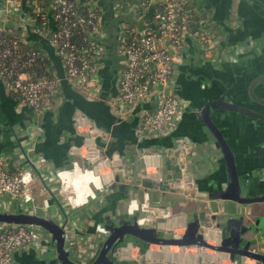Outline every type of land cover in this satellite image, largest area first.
<instances>
[{"label": "crops", "instance_id": "obj_1", "mask_svg": "<svg viewBox=\"0 0 264 264\" xmlns=\"http://www.w3.org/2000/svg\"><path fill=\"white\" fill-rule=\"evenodd\" d=\"M191 4L197 12L191 9L196 22L207 32L215 35L217 42L211 48L197 41H190L180 53L181 62L175 70L174 89L182 98L184 107L176 127L168 134L144 137L137 133L138 113L141 109L151 106L153 101L138 105L132 116L129 115L124 119L112 113L109 101L118 95L117 72L123 66L116 53L103 59L104 67L100 71V98L88 99L63 80L59 91L61 103L46 110L41 117H35L29 108L19 109L16 95L0 81V154L9 155L10 166L15 167L16 161L18 162L14 153L15 146L24 143L25 151L28 152L31 137L35 134L39 135L38 140L33 143L34 150L29 151V154L33 156L38 153L43 154L48 165L41 170V178L36 179L33 185V192L37 196L36 204H28L26 208L31 211L32 207L36 206L35 212L45 214L58 223H67L68 230L81 234L79 248L90 250L94 247L93 234L96 225L104 223L111 216L117 220L122 215H126L129 200L134 197L141 199L145 190L132 191L129 195H125L119 190L106 187L107 191L100 197L102 201L99 200L100 198L90 199L74 209L63 205L54 197L57 183L55 172L70 165L72 160L69 154L70 146L82 143L83 137L77 133L75 127L77 109L84 111L105 131V138L98 140V145L104 149L105 154L111 156L116 153L123 159L125 173L116 171L114 181L115 177L119 176L121 182L140 184L148 175L157 179L158 173L161 172L163 175L168 172L172 176L173 171L169 170L165 162L168 151L173 163L175 162L173 157L176 153L172 148L177 139H185L190 144L196 145L195 157L198 164L194 173L202 192L210 191L215 184L229 179L223 154L202 121L200 111L207 103L216 101L223 95L239 105L252 109L257 107L251 100L249 86L256 78L264 75V0H191ZM29 11L28 5H23L21 16L26 17ZM103 18V30L107 33L105 14ZM12 24H15L16 30L27 28V39L47 50L40 41L42 36L33 29L32 22L23 23L15 20ZM49 56L50 64L63 76L64 71L58 56L55 52L49 53ZM255 88L256 96L264 97V80ZM216 123L231 145L241 178L244 183H248L244 196H261L264 194V121L231 112ZM82 161L85 164L89 163ZM21 164L25 166L24 163ZM101 172L107 178L110 169L103 167ZM79 177L81 174L76 173L70 177V180L76 182ZM150 197L153 203L159 202L172 213L170 217L155 219L154 223L158 229L173 230L176 233L185 230L189 219H194L203 212L209 216L212 212L235 208L245 214L243 220L245 226L256 228L254 225L259 221L261 231L257 234L247 231L243 236L253 240L252 249L264 253V202L242 205L230 200H219L209 205L205 201L187 197L182 191L169 192L166 196L156 191L150 193ZM3 200L10 211H17L12 199L5 196ZM219 233L220 230L218 235ZM42 236L36 247L15 253L19 264H49L54 259L56 248L52 235L42 229ZM218 240L220 237L211 239L210 242L217 244ZM135 248L139 252L141 247ZM135 248L120 249L119 258L129 264H137L141 255L136 253ZM157 250L151 246L149 260L161 259L175 264L201 262L258 264L252 258L232 261L225 253L221 254V261L209 260L208 255L204 258L200 254L187 253L183 254L184 261L181 262L178 257L172 260L159 257L163 252L173 256L181 255L179 252ZM71 254L72 259L77 262L87 264L92 261V258L81 261L72 251Z\"/></svg>", "mask_w": 264, "mask_h": 264}, {"label": "built area", "instance_id": "obj_2", "mask_svg": "<svg viewBox=\"0 0 264 264\" xmlns=\"http://www.w3.org/2000/svg\"><path fill=\"white\" fill-rule=\"evenodd\" d=\"M25 4L30 10L26 17L21 16ZM113 7L115 15L132 12L142 23L122 21L120 24L116 54L123 57V66L117 72L118 95L109 101L111 111L124 119L138 105L153 101L138 113L137 133L144 137L168 134L176 127L184 107L174 89L180 53L190 41L212 48L217 42L215 35L196 22L188 0H135L127 11H124L125 0H118ZM103 16L99 0L95 4L92 0H0V81L16 95L19 109L29 108L35 117H41L61 103L59 91L63 80L88 99L100 98V71L106 53L100 41L107 38ZM15 20L32 22L35 32L48 40L61 61L63 76L50 64L49 52L27 39V28L16 30L12 24ZM125 22L128 26L123 28ZM75 127L83 137L82 143L70 146L72 168L55 172L60 185L58 192L54 191V195H60L57 197L60 203L73 209L90 199H99L114 182L116 171L125 173L123 159L116 153L105 154L98 145V140L105 138V131L81 109L76 110ZM38 138V134L31 137L28 152L24 143L15 146L18 160L15 167L10 166L9 155L0 154V210L10 211L5 206V196L15 202L17 211L25 209L27 204H36L33 185L48 165L43 154H29ZM103 167L110 169L107 178L101 172ZM88 172L96 180L89 183V192L84 194L71 183L70 177ZM161 179L158 173L154 180ZM35 207L31 211L35 212ZM126 210L130 215L140 213L142 225H153L155 219L172 214L159 202L153 203L148 192L141 199L131 198ZM108 235L109 230L98 223L93 234L94 247L84 250L79 248L81 234L66 227V245L81 261L93 260L99 251L98 244ZM42 237V228L35 225L0 222V264H19L15 253L36 247Z\"/></svg>", "mask_w": 264, "mask_h": 264}, {"label": "water", "instance_id": "obj_3", "mask_svg": "<svg viewBox=\"0 0 264 264\" xmlns=\"http://www.w3.org/2000/svg\"><path fill=\"white\" fill-rule=\"evenodd\" d=\"M118 0H99V5L103 7L105 14V26L107 38L100 41L106 47L105 57L116 53V43L120 22L132 21L135 24H141L134 18V13L130 12L123 15H115L114 3ZM40 41L47 48L50 54L54 53L53 47L48 40L40 37ZM121 60L123 57L118 55ZM264 80V75L256 78L249 86V92L254 94V88ZM257 100V99H256ZM260 100V99H258ZM264 103V100H260ZM241 112L257 119L264 120V113L256 111L231 102L223 95L220 99L207 103L200 111L201 119L207 126L209 132L214 137L223 154L229 179L215 184L210 191L202 192L199 183L195 177L194 170L198 164L196 160V145L190 144L185 139H177L174 142L175 162L173 163L170 152L166 157V165L171 172L161 173L162 179L155 181L151 177H144L140 184L121 182L119 176L109 185L113 190H119L125 195L130 192L145 190L149 194L152 192H162L166 196L170 193L183 192L189 198L205 201L213 204L219 200H230L235 203L247 205L254 202H264V196L246 197L244 190H247L248 183H244L237 172V163L234 152L226 139L221 128L216 121L227 116V113ZM132 116V113L130 114ZM130 116V117H131ZM67 168H72L68 165ZM160 171V169H159ZM175 171V173H174ZM167 174L169 176H167ZM243 186H246L245 188ZM137 214V213H136ZM126 214L132 218H118L115 220L112 216L107 218L103 225L109 230L108 237L99 245V251L95 258L87 264H129L127 261L119 258L120 249L127 248L130 245L140 248V261L137 264H175L174 262L162 260H149L148 252L152 245L161 246H179L181 248L188 246H197L199 248H209L219 254H228L232 261L243 258L255 259L258 264H264V253L252 249L253 240L243 236L247 231L257 234L261 231L259 221L254 225L256 228L247 227L243 224L245 214L237 211L235 208L227 211L212 212L207 216L205 213L196 215L194 219H189L185 226L183 234L174 232L167 235L164 231L158 229L157 225H147L139 223V215ZM0 222L8 224H26L35 225L48 231L52 235L55 243L56 256L49 264H84L72 259L71 251L66 245V227L67 223H58L55 219L34 211L20 209L18 211L0 210ZM245 228V229H244ZM260 228V230H259ZM220 233L218 235V230ZM215 232V239L220 237L217 244L209 241L208 233ZM144 249V251H143ZM142 250V251H141ZM200 264H218L214 262H201Z\"/></svg>", "mask_w": 264, "mask_h": 264}, {"label": "rangeland", "instance_id": "obj_4", "mask_svg": "<svg viewBox=\"0 0 264 264\" xmlns=\"http://www.w3.org/2000/svg\"><path fill=\"white\" fill-rule=\"evenodd\" d=\"M134 1L135 0H125V9H124V11H127V9L130 7V5H132V4H134ZM95 2H96V0H92V4H95ZM188 7L189 8H191L195 13H197L196 11H195V8H194V6L191 4V0L189 1V3H188ZM197 18V17H196ZM128 23H123V28L124 27H126V26H128L127 25ZM84 95V94H83ZM85 96V95H84ZM86 97V96H85ZM155 97V96H154ZM153 97V98H154ZM58 185H60V183L58 182V183H56L55 184V188H56V191L58 192V188H59V186ZM54 197L57 199V197H60V195L59 194H57V195H54ZM29 205L27 204V207H28ZM137 215H140V213H137L136 214V216ZM132 218L131 216H126L125 214L123 215V218ZM153 224H155V223H153ZM156 225V224H155ZM161 230V229H160ZM161 231H164L167 235H171V234H174V231L173 230H161ZM184 231L185 230H180V231H178L177 233H179V234H183L184 233ZM210 241V240H209ZM152 247H153V249H158V250H165V251H169V252H181L182 253V255L184 254H187V253H191V254H202V253H200V251H202V252H207V253H211V254H219V253H217V252H215L214 250H212V249H209V248H199V247H197V246H188V247H184V248H181V247H179V246H176V247H173V246H161V245H152ZM135 251H136V253L138 254V255H140V253L138 252V249L137 248H135ZM143 251H144V249H143ZM170 255H172V254H170V253H168V252H166V255H164L165 257V259H170V260H172V256H170ZM182 255H179V257L180 256H182ZM16 258V257H15ZM181 259V258H180ZM182 260V259H181ZM182 261H184V260H182ZM177 264H180V263H177ZM182 264V263H181ZM186 264H189V263H186Z\"/></svg>", "mask_w": 264, "mask_h": 264}, {"label": "bare ground", "instance_id": "obj_5", "mask_svg": "<svg viewBox=\"0 0 264 264\" xmlns=\"http://www.w3.org/2000/svg\"><path fill=\"white\" fill-rule=\"evenodd\" d=\"M94 179H95V177L92 176V174L90 172H88V173L81 174V177H79L78 180H76V182L75 181L73 182L71 180L70 181L76 188L77 187L80 188L84 192V194H86V193L89 192V183L92 182ZM82 182H84V183L82 184ZM215 235H216L215 232H209L207 238H209V240H211V239L213 240V239H215ZM173 247H176V246H173ZM125 249H134V247L130 245L129 247H127ZM179 253L182 255L181 252H179ZM200 253H202L201 256H203L204 258H205V255H208L210 257L209 260H218V258L221 255V254H215V256H211L209 254H206V252H202V251H200ZM148 254H149V252H148ZM164 255H166V252H163V254H160L159 257L162 258V259H165ZM170 256H172V258H177L178 257V259L181 258L182 260H184V256L183 255L180 256V257H179V255H177V256L170 255ZM158 260H161V259H158ZM182 260H181V262H183ZM221 260L222 259L220 258V261Z\"/></svg>", "mask_w": 264, "mask_h": 264}, {"label": "flooded vegetation", "instance_id": "obj_6", "mask_svg": "<svg viewBox=\"0 0 264 264\" xmlns=\"http://www.w3.org/2000/svg\"><path fill=\"white\" fill-rule=\"evenodd\" d=\"M254 89H256V88H254ZM253 92H255L254 90H253ZM249 94H250V96H251V100H252V102H254L256 105H257V107L256 108H254V110H256V111H259V112H262V113H264V103H262V102H260V100H264V97H258V96H256V98L254 97V95H251V93L249 92ZM255 94V93H254ZM256 95V94H255ZM257 99V100H256ZM258 99H260V100H258ZM243 106V105H242ZM246 107V106H245ZM248 108H250V107H248ZM238 113H241V112H238ZM242 114H244V113H242ZM244 115H246V116H248V117H250V118H254V119H257L256 117H252V116H249V115H247V114H244ZM257 120H261V119H257ZM262 121H264V120H262ZM237 172H238V174H239V176L241 177V174H240V171H239V168H238V166H237ZM242 179V178H241ZM243 180V179H242ZM261 196H264V194H262ZM249 198L250 197H252V196H248ZM255 197V196H254ZM207 253V252H206ZM212 256H215V254H213ZM222 255H220V257H221ZM220 257L218 258V261L220 260ZM222 259V258H221Z\"/></svg>", "mask_w": 264, "mask_h": 264}]
</instances>
